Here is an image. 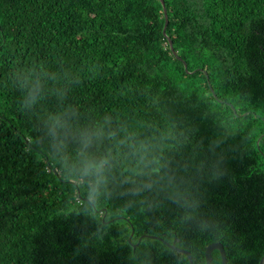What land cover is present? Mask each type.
<instances>
[{
    "label": "trees",
    "instance_id": "trees-1",
    "mask_svg": "<svg viewBox=\"0 0 264 264\" xmlns=\"http://www.w3.org/2000/svg\"><path fill=\"white\" fill-rule=\"evenodd\" d=\"M164 4L0 0V264H259L264 0Z\"/></svg>",
    "mask_w": 264,
    "mask_h": 264
},
{
    "label": "water",
    "instance_id": "water-1",
    "mask_svg": "<svg viewBox=\"0 0 264 264\" xmlns=\"http://www.w3.org/2000/svg\"><path fill=\"white\" fill-rule=\"evenodd\" d=\"M159 1H160L161 6H162V12H163V17H164V25H163V28H162V34L164 36H166L165 29H166V26H167L168 17H167V12H166V7H165V4H164V0H159ZM166 40H167V42L169 44V47H170V50H171L172 54L176 55V52L173 49L172 42H171L170 38H168L166 36ZM183 66H184V69L187 70L185 62H183ZM213 95H214V93H213ZM145 236H147V235H145ZM149 236L153 237V238H159V237H157L155 235H149ZM140 238L138 239V241L140 240ZM128 241L131 243V241L129 239H128ZM138 241L135 244H132V246H135L138 243ZM161 241L163 243H165L167 246H169L171 249L176 250V251L181 252V253H184L187 256V258H188V264H192L191 254L187 250H185L183 248H180V247H177L175 245V242L168 243V242H166L163 239H161ZM214 249L219 251L221 264H226L227 259H226V256H225V250H224L223 245L221 244L220 241H214V242H210L209 244H207V246L204 249L205 263L206 264H211V252ZM259 264H264V256L260 259Z\"/></svg>",
    "mask_w": 264,
    "mask_h": 264
}]
</instances>
